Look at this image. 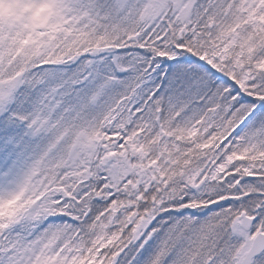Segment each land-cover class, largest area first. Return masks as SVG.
Masks as SVG:
<instances>
[{"label":"snow or ice","instance_id":"snow-or-ice-1","mask_svg":"<svg viewBox=\"0 0 264 264\" xmlns=\"http://www.w3.org/2000/svg\"><path fill=\"white\" fill-rule=\"evenodd\" d=\"M0 264H264V0H0Z\"/></svg>","mask_w":264,"mask_h":264}]
</instances>
